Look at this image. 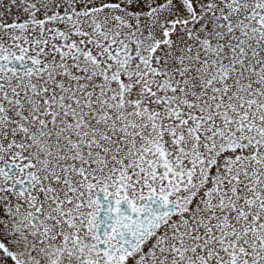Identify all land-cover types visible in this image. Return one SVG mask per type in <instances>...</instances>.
<instances>
[{
	"label": "snow or ice",
	"instance_id": "snow-or-ice-1",
	"mask_svg": "<svg viewBox=\"0 0 264 264\" xmlns=\"http://www.w3.org/2000/svg\"><path fill=\"white\" fill-rule=\"evenodd\" d=\"M0 264H264V0H0Z\"/></svg>",
	"mask_w": 264,
	"mask_h": 264
}]
</instances>
